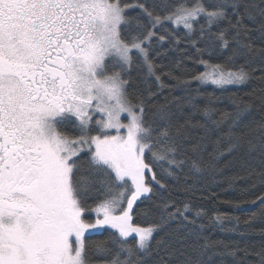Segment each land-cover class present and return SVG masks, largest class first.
Wrapping results in <instances>:
<instances>
[{"label":"snow or ice","instance_id":"1","mask_svg":"<svg viewBox=\"0 0 264 264\" xmlns=\"http://www.w3.org/2000/svg\"><path fill=\"white\" fill-rule=\"evenodd\" d=\"M253 36L264 0H0V264H264ZM153 42L204 71L160 69Z\"/></svg>","mask_w":264,"mask_h":264},{"label":"trees","instance_id":"2","mask_svg":"<svg viewBox=\"0 0 264 264\" xmlns=\"http://www.w3.org/2000/svg\"><path fill=\"white\" fill-rule=\"evenodd\" d=\"M201 22H203V21H201ZM165 30H167L168 32H172L174 35L179 36L182 40L184 38V31H185L184 29H181V28L175 29L171 24L168 23L165 25V28L161 29L160 31H161V33H164ZM252 42H253L254 46L264 47V40H261V39L257 38L256 36L252 37ZM186 47H187L186 43L182 42L178 48L173 49L170 43H165L164 46L162 48H160L155 44V42H153V49L151 52V56H152L153 60L155 61V63L158 66H160V69H163L164 71H167L168 68L171 67L173 65V63L177 60H180L182 62V69H187L189 72H202V71H204V69L201 65L194 62L196 57H195V53L193 52V50L188 49V53L190 56H192V59H189L188 56H184L182 54V50L185 49ZM204 59H209V57L205 56ZM210 59L213 63H217V62H222L223 57L212 56ZM238 63H243V60H239ZM160 69H158V71ZM249 70H254V74L259 75L260 74L259 62L249 65ZM176 71L179 74L181 69H176ZM142 75H143L142 69H136V68L133 69V71L131 73L132 87L129 89V92H135L138 88L144 87V85L141 81ZM168 83H172V81H168ZM254 86H255L254 83H250L248 85L241 86V88L243 91H249ZM193 87H195V85H193ZM213 90H214V88L210 87V86H203V88H202V91H207V92H212ZM236 90L237 89L235 86L230 87V91H236ZM167 94H168V92H167V90H165L164 95H167ZM176 94L178 95L179 93H176ZM162 99H163V96H161V100ZM214 190L218 193V199H220V200L231 199V198L235 197V193L222 191L221 188H215ZM165 195H171L178 202H180L184 199L183 195L180 193H177V192L165 193ZM193 203L196 205L203 206L205 209L209 210L210 214H211L212 209L215 207H219V210L221 212H232V209L224 206L223 204L217 205L216 201L194 200ZM144 206H145L144 204H140L139 208H143ZM236 214L241 215V216L245 215V213L243 211L237 212ZM89 218L94 220L93 216H91ZM110 231L111 230L106 229L103 231V235H93V236L89 237V241L92 242V241L104 240L108 237ZM211 235H212L213 239H225V240L229 239V237L225 236V234L219 232L218 230L213 231L211 233ZM231 239H237V237L232 236ZM248 239L253 241V242H258L261 240V237L253 236V237H249ZM94 259H96V258L94 257Z\"/></svg>","mask_w":264,"mask_h":264},{"label":"rangeland","instance_id":"3","mask_svg":"<svg viewBox=\"0 0 264 264\" xmlns=\"http://www.w3.org/2000/svg\"><path fill=\"white\" fill-rule=\"evenodd\" d=\"M169 24H171V23H169ZM172 25V24H171ZM173 26V25H172ZM174 27V26H173ZM181 29H183L182 27H180ZM203 67V66H202ZM204 69V68H203ZM205 86H210V87H213L214 88V86H212V85H205ZM230 87H232V86H230ZM94 217V216H93ZM87 235V234H86Z\"/></svg>","mask_w":264,"mask_h":264}]
</instances>
